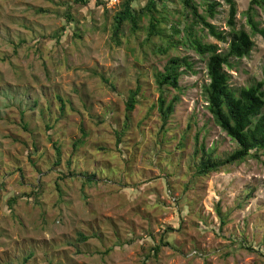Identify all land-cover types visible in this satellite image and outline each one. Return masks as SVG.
<instances>
[{
  "label": "rangeland",
  "instance_id": "obj_1",
  "mask_svg": "<svg viewBox=\"0 0 264 264\" xmlns=\"http://www.w3.org/2000/svg\"><path fill=\"white\" fill-rule=\"evenodd\" d=\"M208 1L219 3L209 21L228 33L230 5ZM234 1L235 28L255 42L249 56L224 67L238 90L264 81V36L248 24L251 0ZM122 2L91 0L80 8L75 0H0V264H142L168 227L176 228L167 235L171 245L147 264H264L261 153L199 178L182 202L202 154L195 150L203 143L225 158L238 145L208 109L207 56L184 38L167 54L159 48L180 19L181 1L160 6L166 36L150 42L146 18L142 29L125 25L120 39L112 38ZM257 11L264 28V9ZM197 29L204 42L228 50V42ZM175 55L189 57L195 73H182L180 91L170 88L168 100L178 95L180 101L163 126L155 73ZM138 86L139 102L127 113L128 95ZM82 129L87 136L75 146ZM54 143L61 149L58 165ZM69 159L82 175L62 178ZM86 172L99 182L87 183ZM218 206L230 213L223 230ZM79 233L89 240L78 242Z\"/></svg>",
  "mask_w": 264,
  "mask_h": 264
},
{
  "label": "trees",
  "instance_id": "obj_2",
  "mask_svg": "<svg viewBox=\"0 0 264 264\" xmlns=\"http://www.w3.org/2000/svg\"><path fill=\"white\" fill-rule=\"evenodd\" d=\"M164 1L148 0L143 6L141 0H123L120 10L115 13L113 18L112 38L118 41L120 35L124 32L125 25L129 27L131 32L142 29L141 22L143 18L148 20L147 41L150 42L155 36L165 37L164 29L160 27L164 21V17L161 16L162 10H160V6H165ZM180 1L182 3V11H178L180 19L177 23L171 25L172 34L167 35L166 45H160L159 48L164 49L162 52L167 54L171 48L177 47L182 42L181 39L184 38L185 42L189 43L198 54L207 56L209 83L205 86V95L208 101V109L215 123L238 145L225 158H218L214 152L207 151L203 143L195 150V154L198 155L200 152L202 154L196 165V171L191 174V179L186 187L187 193L184 194L186 198H183L184 200L182 201L185 204L188 200L187 198H189V193L195 188L199 178L207 177L213 172L228 170L232 165L242 163L253 155L258 156L261 153L264 156V81H256L238 90H234L230 86V76L224 67L231 66L232 58L241 59L249 56L255 46L252 35L248 31L243 28H235L237 8L234 0H226L230 5L228 25L231 30L228 33L219 30L216 25L209 21V18H215L217 15V8L219 6L217 1L209 2L208 0H201V3L205 5L204 13L200 12V3L197 0ZM90 2L91 0H75V4L80 8L88 6ZM104 2H107V0H96V3L99 5L104 4ZM258 8L264 9V0H251L246 11L247 20L252 34L264 36V28L261 27V22L257 19ZM64 15L67 21H72L71 9L66 10ZM198 26H201L202 30H207L208 34L217 40L228 42V50L222 52L219 51L220 49L217 44L204 42L197 29ZM65 28V26L62 27V31H65ZM181 33H183V37L176 39ZM193 66L189 57L175 55L169 57L162 71L155 73V82L160 91L156 107L159 110L163 126L168 124L177 103L180 101V96L178 95L168 100L170 88L180 91L182 73H195ZM183 68L185 70H182ZM102 78L108 83L105 77ZM140 93V86L130 91L126 103L127 113H131L135 109L139 102L138 96ZM59 99L62 102L61 108L64 110L63 99L61 97ZM128 127L129 122H126L124 130L128 129ZM86 136L87 133L82 129V137L74 145L77 146L83 143ZM121 143L122 135L119 134L117 145L120 146ZM53 145L57 155L56 165H58L61 162V149L57 143ZM67 161L68 167L62 171V178H77L79 175H82L76 169H72V160L69 159ZM84 176H86L84 180L87 183L93 184L99 182V179H96V173L86 172ZM14 200H16V197ZM182 207L183 204H180L177 210L181 221L184 218L181 216ZM216 211L220 220V230H223L228 224L230 213L223 212L220 206L217 207ZM170 231H176V228L168 227V229H163L161 235L162 243L154 244L151 247V252L142 264H147V261L151 260L152 257H157L163 245H171L167 239ZM222 235L230 239L229 235L225 233H222ZM89 238V236L79 233L77 241L85 242Z\"/></svg>",
  "mask_w": 264,
  "mask_h": 264
},
{
  "label": "built area",
  "instance_id": "obj_3",
  "mask_svg": "<svg viewBox=\"0 0 264 264\" xmlns=\"http://www.w3.org/2000/svg\"><path fill=\"white\" fill-rule=\"evenodd\" d=\"M196 253V251L194 252V254Z\"/></svg>",
  "mask_w": 264,
  "mask_h": 264
}]
</instances>
